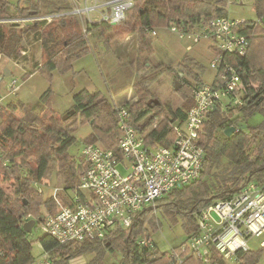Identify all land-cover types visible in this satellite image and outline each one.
<instances>
[{"label": "trees", "instance_id": "obj_1", "mask_svg": "<svg viewBox=\"0 0 264 264\" xmlns=\"http://www.w3.org/2000/svg\"><path fill=\"white\" fill-rule=\"evenodd\" d=\"M228 7L227 0H136L125 19L114 25L68 14L75 9L73 0H29L24 6L0 0V56L20 63L40 53L34 67L52 78L55 72H74V62L93 52L97 42L109 49L114 38L135 35L139 55L148 58L154 52L158 28L173 21L192 31L202 29L216 19L228 17ZM254 7L261 22L264 0H254ZM49 15L60 16L30 25L6 22ZM258 22L241 24V31L250 41L245 57L224 55L225 61L243 69L240 88L234 95L240 101L234 104L227 100L223 109L212 111L205 121L201 144L206 155L201 177L189 187L169 193L153 208L166 206L184 217L189 223L185 224L187 242L162 253L148 232L158 226L154 210L149 208L136 214L130 228L118 227L102 241L61 243L44 234L39 239L41 257L47 256L49 264H71L73 259L94 254L88 264H104L108 254L122 253L121 264H172L176 257L181 258L180 264H228L216 254L208 259L190 254L188 242L198 232L196 214L201 209L231 197L250 182L264 180V121L258 127L249 125L256 113L264 118V27ZM94 36L98 40L95 43ZM211 50L214 51L212 46ZM193 68L180 64L164 70L182 82L190 95L177 109L166 110L143 83L135 88L136 99L126 103L112 102L100 91L81 90L74 95V105L61 116L53 109L51 89L31 107L21 102L0 103V264H40L33 256L32 233L59 207L53 193L45 197L40 186L56 174L65 186L56 188L60 189L58 198L69 204L68 197L88 168L84 160L78 166L69 154L78 128L90 123L92 133L86 144L101 143L103 148L117 151L122 133L118 113L126 108L130 124L147 143L169 145L176 137L173 126L185 121L194 106V91L205 83ZM2 81L0 74V84ZM229 128L236 132L228 137ZM31 221L36 224L28 233L25 226ZM142 240L147 244L140 246ZM263 255V249L239 252L235 264H258Z\"/></svg>", "mask_w": 264, "mask_h": 264}, {"label": "built area", "instance_id": "obj_2", "mask_svg": "<svg viewBox=\"0 0 264 264\" xmlns=\"http://www.w3.org/2000/svg\"><path fill=\"white\" fill-rule=\"evenodd\" d=\"M135 1L73 0L75 9L68 14L81 15L89 22L99 20L116 25L125 19ZM240 1L227 0L229 5ZM93 13H97L96 19H92ZM58 16L6 22L30 25ZM243 23L228 16L200 29V35H193L195 30L172 21L171 31L179 33L182 39L194 43L202 38L211 40L215 54L212 67L217 71L214 81L194 91V106L183 123L173 126L176 137L167 146L147 143L130 124L128 110L121 108L118 117L122 133L118 150L85 145L82 157L88 168L68 197L69 204H63L58 198L60 189H54L58 212L41 223L43 234L61 243L102 241L118 227L130 228L137 213L155 208L160 199L189 187L201 177L206 155L201 144L205 121L212 111L223 109L227 100L234 104L240 101L234 95L240 88L243 69L225 61L224 55H247L250 41L241 31ZM16 85L14 80L11 83L13 94L18 91ZM196 220L198 232L188 242L189 253L201 259L216 254L229 263L237 262L239 252L251 251L252 239L264 237V180L250 182L231 197L204 207L196 214ZM145 244V240L139 242L140 246ZM180 263L181 258L176 257L172 264ZM40 264H49L47 256L40 258Z\"/></svg>", "mask_w": 264, "mask_h": 264}, {"label": "rangeland", "instance_id": "obj_3", "mask_svg": "<svg viewBox=\"0 0 264 264\" xmlns=\"http://www.w3.org/2000/svg\"><path fill=\"white\" fill-rule=\"evenodd\" d=\"M14 5L22 6L28 4L29 0H11ZM229 18L236 21L258 22L259 17L255 12L254 0H242L229 5ZM97 13L91 14L92 19H96ZM86 18V17H84ZM260 23L264 27V17ZM172 21L168 25L157 29V40L154 43V52L151 57L143 58L139 55L137 36L128 39H115L110 48L107 49L101 42H97L96 36L92 38L94 51L77 59L73 64L74 72L61 74L55 72L52 78L42 75L34 67L37 60L40 61V53L30 56L28 59L16 63L12 60L0 56V74L3 81L0 84V98L2 104L24 103L34 106L40 101L42 95L48 90H52L53 109L57 115L65 114L74 105V95L81 90L100 91L104 96L115 103L133 102L136 98V86L143 83L152 92V97L165 104V109H177L184 105L186 98L190 95L183 89V83L178 79L167 75L164 70L168 67L178 68L180 64L192 65L193 69L199 72L205 83L211 84L217 74L212 67L215 59L214 51L211 50L210 39L202 38L194 43L190 39H182L179 33L171 31ZM201 30L196 29L193 35H200ZM142 57L139 59L138 57ZM191 60H194L192 62ZM197 64L195 66L194 64ZM199 68L202 70L200 71ZM10 72L9 77H5L6 71ZM189 80L191 75L187 76ZM17 81L18 91L13 94L11 83ZM178 83L179 89L175 90ZM20 116L21 113L17 112ZM264 121L263 115L256 113L249 120L252 127L260 126ZM92 133L90 123L81 125L74 137L76 142L69 149V154L75 159L78 166L82 163V151L86 145V139ZM103 147L101 143H98ZM65 187L61 178L56 174L51 175L40 188L44 196L51 195L56 188ZM157 229L148 232L155 245L162 253L169 252L172 248L187 242V232L185 224L188 221L177 213H173L166 206L153 209ZM39 226H36L32 233L33 256L40 260L43 250L39 239L43 237ZM263 238L252 239L249 242L251 250L261 249L260 243ZM264 249V248H263ZM94 254L78 257L71 261V264H88ZM122 253L108 254L104 259V264H121ZM228 264H235L229 263ZM258 264H264V255Z\"/></svg>", "mask_w": 264, "mask_h": 264}, {"label": "water", "instance_id": "obj_4", "mask_svg": "<svg viewBox=\"0 0 264 264\" xmlns=\"http://www.w3.org/2000/svg\"><path fill=\"white\" fill-rule=\"evenodd\" d=\"M30 36V33L27 35V37H29ZM10 76V72L7 70L6 71V74H5V77H9ZM178 89H179V85H178V83H176V85H175V90L176 91H178ZM246 126H244V128H245ZM234 132H236V129L235 128H229L227 131H226V135L229 137V136H231ZM151 209H153L152 207H151ZM35 224H36V221H31V222H29V223H27L26 224V230H27V232L28 233H31L32 232V229H33V227L35 226Z\"/></svg>", "mask_w": 264, "mask_h": 264}, {"label": "crops", "instance_id": "obj_5", "mask_svg": "<svg viewBox=\"0 0 264 264\" xmlns=\"http://www.w3.org/2000/svg\"><path fill=\"white\" fill-rule=\"evenodd\" d=\"M264 239L262 240V242L260 243V246H261V249H263L264 248ZM263 243V244H262ZM260 250V249H259ZM264 250V249H263ZM251 251H253V250H251ZM257 251V250H256Z\"/></svg>", "mask_w": 264, "mask_h": 264}]
</instances>
